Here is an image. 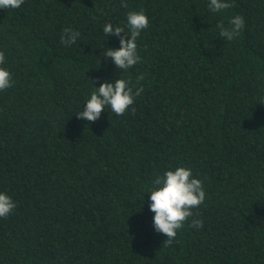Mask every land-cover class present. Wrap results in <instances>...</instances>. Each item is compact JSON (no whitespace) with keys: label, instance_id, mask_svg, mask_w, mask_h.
Instances as JSON below:
<instances>
[{"label":"trees","instance_id":"16d2710c","mask_svg":"<svg viewBox=\"0 0 264 264\" xmlns=\"http://www.w3.org/2000/svg\"><path fill=\"white\" fill-rule=\"evenodd\" d=\"M123 2L0 9V66L14 81L0 91V191L16 204L0 218V264H264V0L221 12L208 0ZM141 10L140 61L117 69L101 54L119 38L103 26ZM234 15L244 27L220 38ZM66 27L81 34L70 47ZM118 78L143 93L121 115L79 119L93 86ZM178 166L206 195L169 243L147 192Z\"/></svg>","mask_w":264,"mask_h":264},{"label":"clouds","instance_id":"9594fccd","mask_svg":"<svg viewBox=\"0 0 264 264\" xmlns=\"http://www.w3.org/2000/svg\"><path fill=\"white\" fill-rule=\"evenodd\" d=\"M24 0H0V9H15L23 4ZM121 6L126 7L123 0ZM230 7L229 0H208V8L211 12H221ZM148 26L146 14L131 11L127 13L124 27L113 26L106 23L103 33L106 36L119 38V47L107 49L101 54L105 62L111 61L117 69L127 70L140 61L137 53V38L141 31ZM219 36L231 41L244 27V19L240 15H234L228 20V26L218 25ZM125 28L127 31H125ZM123 33V35H121ZM80 32L66 27L60 35V44L70 47L80 37ZM5 62V55L0 51V65ZM137 81L143 80L142 74L136 77ZM11 73L5 67L0 66V91L13 87ZM94 91L86 99L83 111L76 113L81 120L94 122L101 116L102 110L111 109L116 115H121L134 103L135 97L143 93V87H136L135 91L129 80L118 78L114 82L104 80L99 86H93ZM148 209L154 215L152 226L154 231L164 234L169 243L175 237L178 229L183 227V222L193 216L192 209L201 205L205 200L203 181L193 176L192 169L178 166L166 170L162 175L157 174L152 181V188L147 192ZM16 207L15 202L6 191H0V218L7 217ZM204 222L200 218H193L190 227L203 228Z\"/></svg>","mask_w":264,"mask_h":264}]
</instances>
